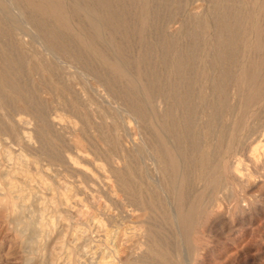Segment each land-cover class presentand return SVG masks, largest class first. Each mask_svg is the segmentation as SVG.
I'll list each match as a JSON object with an SVG mask.
<instances>
[{
	"label": "rangeland",
	"instance_id": "374dc122",
	"mask_svg": "<svg viewBox=\"0 0 264 264\" xmlns=\"http://www.w3.org/2000/svg\"><path fill=\"white\" fill-rule=\"evenodd\" d=\"M19 1L0 264H264V0Z\"/></svg>",
	"mask_w": 264,
	"mask_h": 264
},
{
	"label": "bare ground",
	"instance_id": "6f19581e",
	"mask_svg": "<svg viewBox=\"0 0 264 264\" xmlns=\"http://www.w3.org/2000/svg\"><path fill=\"white\" fill-rule=\"evenodd\" d=\"M39 1V0H38ZM49 2H51L52 3V5H51V7H50V9H55L54 11H56V12H61V11H63L62 9H61V6L60 5H58V3H55V0H48ZM14 2V1H13ZM20 2V4H21V0L19 1ZM25 2H27V1H25ZM15 3H16V0H15ZM14 3V4H15ZM35 3V2H34ZM50 3V4H51ZM18 5V4H17ZM35 5H37V4H35ZM63 6V5H62ZM90 6V5H89ZM16 8H17V6H16ZM37 8V7H36ZM40 9H41V6H40ZM47 9H48V7H47ZM93 9V8H92ZM66 10V9H65ZM103 11V10H102ZM224 11V10H223ZM49 14V13H48ZM64 17V16H63ZM58 19V18H57ZM59 20H60V18H59ZM63 23V22H62ZM202 25V24H201ZM56 30V29H55ZM241 30V29H240ZM224 33V32H223ZM241 42V41H240ZM123 43V42H122ZM248 43V42H247ZM230 44V43H229ZM233 46V45H232ZM240 46V45H239ZM91 47H93L92 45H91ZM227 47V46H226ZM234 49V48H233ZM10 52V51H9ZM118 62V61H117ZM235 62V61H234ZM198 65V64H197ZM47 66V65H46ZM116 68H117V66H116ZM211 70V69H210ZM19 72V71H18ZM149 76V75H148ZM129 77V76H128ZM211 78V77H210ZM180 79V78H179ZM155 80V79H154ZM209 80V79H208ZM139 81V80H138ZM146 81V80H145ZM120 82V81H119ZM181 82V81H180ZM146 89V88H145ZM219 90V89H218ZM183 92V91H182ZM158 94V93H157ZM247 94H249V93H247ZM3 95V94H2ZM252 96V95H251ZM177 97V96H176ZM205 97V96H204ZM254 97V96H253ZM39 100V99H38ZM257 100V99H256ZM155 106H156V104H155ZM205 107V106H204ZM138 117V116H137ZM14 121V120H13ZM173 124V123H172ZM214 127V126H213ZM167 130V129H166ZM171 136V135H170ZM19 137V136H18ZM144 137V136H143ZM146 139V138H145ZM158 140V139H157ZM181 140V139H180ZM107 142V141H106ZM18 143V142H17ZM143 144V143H142ZM146 147V146H145ZM179 153V152H178ZM45 154V153H44ZM163 154V153H162ZM159 161V160H158ZM176 162V161H175ZM142 163H143V161H142ZM219 164V163H218ZM121 165V164H120ZM176 165V164H175ZM164 170V169H163ZM167 172V171H166ZM180 176V175H179ZM155 178V177H154ZM192 180V179H191ZM161 189V188H160ZM165 190V189H164ZM109 191V190H108ZM160 192V191H159ZM141 193V192H140ZM180 193V192H179ZM57 194V193H56ZM178 194V193H177ZM176 195V194H175ZM180 195V194H179ZM178 204H179V202H178ZM177 204V205H178ZM135 205V204H134ZM182 205V204H181ZM122 209V208H121ZM70 211V210H69ZM173 214H175V213H173ZM174 216V215H173ZM124 219V218H123ZM120 224V223H119ZM128 224V223H127ZM109 225V224H108ZM118 228V227H117ZM161 231V230H160ZM3 234V233H2ZM120 240V239H119ZM136 255V254H135ZM107 263V262H106Z\"/></svg>",
	"mask_w": 264,
	"mask_h": 264
}]
</instances>
